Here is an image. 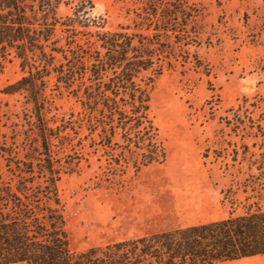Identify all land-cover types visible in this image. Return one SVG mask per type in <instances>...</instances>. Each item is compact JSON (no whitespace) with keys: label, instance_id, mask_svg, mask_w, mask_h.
<instances>
[{"label":"trees","instance_id":"1","mask_svg":"<svg viewBox=\"0 0 264 264\" xmlns=\"http://www.w3.org/2000/svg\"><path fill=\"white\" fill-rule=\"evenodd\" d=\"M62 3L0 0V60L16 58L26 71L9 93H23L29 105L19 128L0 134V264H217L264 254L261 208L70 251L62 175L94 158V187H123L129 169L137 174L164 162L150 92L177 67L191 63L205 75L209 68L190 51L202 42L197 0H141L131 25L115 29L93 15L89 0L64 17L57 13ZM50 77L77 111L56 112L46 95ZM257 129L264 133V122Z\"/></svg>","mask_w":264,"mask_h":264},{"label":"rangeland","instance_id":"2","mask_svg":"<svg viewBox=\"0 0 264 264\" xmlns=\"http://www.w3.org/2000/svg\"><path fill=\"white\" fill-rule=\"evenodd\" d=\"M79 1L65 0L58 15H71ZM89 1L107 29L131 25L141 6V0ZM197 2L202 42L190 51L208 75L188 63L165 72L150 92L165 161L137 174L129 169L123 187L97 189L100 170L92 158L58 183L73 253L264 210V133L257 129L264 122V0ZM24 76L16 58L0 60V134L7 137L29 110L23 93H9ZM53 83L50 77L46 95L56 112L77 111Z\"/></svg>","mask_w":264,"mask_h":264},{"label":"crops","instance_id":"3","mask_svg":"<svg viewBox=\"0 0 264 264\" xmlns=\"http://www.w3.org/2000/svg\"><path fill=\"white\" fill-rule=\"evenodd\" d=\"M12 264H25V263L19 262V263H12ZM217 264H264V254L242 258L239 260H234V261H229V262L217 263Z\"/></svg>","mask_w":264,"mask_h":264}]
</instances>
